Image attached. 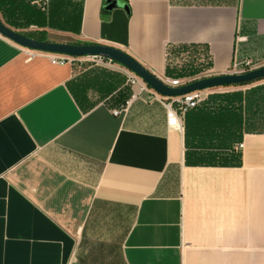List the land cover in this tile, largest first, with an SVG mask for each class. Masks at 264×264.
<instances>
[{
	"label": "crops",
	"instance_id": "crops-1",
	"mask_svg": "<svg viewBox=\"0 0 264 264\" xmlns=\"http://www.w3.org/2000/svg\"><path fill=\"white\" fill-rule=\"evenodd\" d=\"M40 10L41 27L0 18L45 41L116 47L159 78L264 66V0ZM176 50L197 61L170 65ZM85 59L53 64L0 39V264H264V131L244 133L239 165L197 159L186 114L169 128L165 106L123 67Z\"/></svg>",
	"mask_w": 264,
	"mask_h": 264
},
{
	"label": "trees",
	"instance_id": "trees-1",
	"mask_svg": "<svg viewBox=\"0 0 264 264\" xmlns=\"http://www.w3.org/2000/svg\"><path fill=\"white\" fill-rule=\"evenodd\" d=\"M33 1L36 0H0L3 19L15 28L43 26L44 13L32 4ZM250 85L254 84L236 87ZM259 126H264V84L246 93L235 91L211 95L186 113L185 132L188 141L195 145L197 159L239 165L241 151L236 150L237 145L242 142L244 133L264 131L259 130ZM189 150L191 148L187 153Z\"/></svg>",
	"mask_w": 264,
	"mask_h": 264
},
{
	"label": "water",
	"instance_id": "water-1",
	"mask_svg": "<svg viewBox=\"0 0 264 264\" xmlns=\"http://www.w3.org/2000/svg\"><path fill=\"white\" fill-rule=\"evenodd\" d=\"M0 36L31 52L48 55H60L73 59L94 58L114 62L139 77L149 88L163 97H181L195 91L256 84L264 80V66H262L244 74L216 75L194 80L180 88H170L165 85L163 81L152 71L147 69L130 54L113 46L41 41L30 38L27 35L21 34L20 32L12 29L7 26L1 18Z\"/></svg>",
	"mask_w": 264,
	"mask_h": 264
},
{
	"label": "built area",
	"instance_id": "built-area-1",
	"mask_svg": "<svg viewBox=\"0 0 264 264\" xmlns=\"http://www.w3.org/2000/svg\"><path fill=\"white\" fill-rule=\"evenodd\" d=\"M49 1L50 0H42L41 2H38V3L36 2V3L38 4V7L40 9H43ZM21 34H24V33H21ZM24 35H27V34H24ZM0 39H5V38L0 36ZM49 57L53 64L71 63L76 60L73 58H69L66 56H60V55H49ZM87 60H92L93 62H98V61L103 62V60L94 59V58H87ZM254 69L256 68L253 67L252 62L250 60H247L242 63H234L230 71L226 74L239 75V74L247 73ZM208 77H211V76H206V77H202L199 79L208 78ZM160 79L163 81L165 85L169 86L170 88H180L194 81V80H189V81L183 82L178 79H170V78H160ZM195 80H198V79H195ZM128 83H129V86L132 87V83L134 82H132L129 79ZM142 84L143 85L140 89V93L141 92L149 93L150 95H152L155 99H157L160 103H162L165 106L166 111H167V125L169 128H175V129H180L183 127L182 120L188 111L197 108L199 105L204 103L211 95L217 92H220V93L230 92L235 89L234 87L207 89V90H202V91H195V92L186 94L181 97L169 98V97H163L159 95L157 92L149 88L144 82H142ZM136 96L137 95L134 94L132 96V99H135ZM130 104H131V101H127L125 103V106L123 107L124 109L113 111V114L115 116H119L123 110H127ZM243 148H244V145L240 143L239 145H237L236 150L242 151Z\"/></svg>",
	"mask_w": 264,
	"mask_h": 264
},
{
	"label": "rangeland",
	"instance_id": "rangeland-1",
	"mask_svg": "<svg viewBox=\"0 0 264 264\" xmlns=\"http://www.w3.org/2000/svg\"><path fill=\"white\" fill-rule=\"evenodd\" d=\"M42 0H36V1H33L32 4L37 6L38 7V2H41ZM37 2V3H36ZM25 34V33H24ZM57 39V42L56 43H63L62 41H67L66 39H63V38H56ZM197 57L195 53H192V52H187V51H181V50H176L174 51L171 56H170V65H173L174 63H177L179 65H183V64H187L188 62H192V60H194L195 62L197 61ZM87 62L90 61L89 63L90 64H94V63H97V62H93L92 60H87L85 59ZM99 63H101L100 61H98ZM124 72L127 74L128 76V80L130 79L132 82V87L134 89H136V91L140 94V89L142 87V81L139 77H136L133 73H131L130 71L128 70H124ZM206 74V73H205ZM207 75V74H206ZM260 83H264V81L260 82ZM263 85V84H261ZM259 86V85H258ZM257 87V86H255ZM255 87H252V88H255ZM252 88H248V89H245V90H239V89H234L233 91H230V92H235V91H241V92H248L250 91ZM230 92H223V93H230ZM223 93H219V94H223ZM264 126H259V130L261 129H264L263 128Z\"/></svg>",
	"mask_w": 264,
	"mask_h": 264
}]
</instances>
